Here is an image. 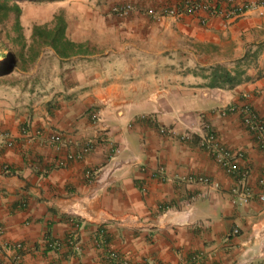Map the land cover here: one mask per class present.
<instances>
[{
  "label": "crops",
  "instance_id": "obj_1",
  "mask_svg": "<svg viewBox=\"0 0 264 264\" xmlns=\"http://www.w3.org/2000/svg\"><path fill=\"white\" fill-rule=\"evenodd\" d=\"M128 1L158 8L182 0ZM260 1L235 0L255 6L233 21L201 13L205 24L194 14L120 18L71 3L66 37L83 50L60 57L42 48L32 68L16 65L0 80V132L13 140L0 143L2 264L16 252V264H264V202L234 203L233 178L198 145L209 127L243 151L239 167L257 192L264 150L224 109L246 103L264 120ZM215 67L239 81L210 86ZM52 132L62 142H49ZM87 140L91 151L67 158ZM159 166L165 180L151 176ZM189 174L209 183L181 180ZM69 217L79 222L71 245Z\"/></svg>",
  "mask_w": 264,
  "mask_h": 264
},
{
  "label": "built area",
  "instance_id": "obj_2",
  "mask_svg": "<svg viewBox=\"0 0 264 264\" xmlns=\"http://www.w3.org/2000/svg\"><path fill=\"white\" fill-rule=\"evenodd\" d=\"M258 6L264 8V1L257 3ZM255 5L240 2L236 3L235 0H182L177 5L174 6H159L158 8L154 7H142L137 6L131 2H125L116 6H113L111 13L117 17L123 18L129 16L132 12L145 13L146 15L159 18L161 16H175L180 17L184 14H194L198 15L199 21L202 24H205L207 19L201 15V13H206L210 16H220L225 21H233L244 14L247 10L253 8ZM238 113L241 116V122L245 129L252 135L253 141L256 144V147L260 150H264V120L262 117L254 111L248 104L244 103L242 105H230L225 107L224 113ZM90 120L92 122L98 121L97 112L89 113ZM208 128V129H207ZM206 133L198 141L200 148L207 151L211 156L212 160L226 173L231 176L234 181V186L231 189L233 196V202L236 204L247 203L250 199L257 197L260 202H264V170L257 180V192L254 193L251 187H248L245 183V178L247 177V171H242L239 167V160L244 157L243 151L233 150L224 146L216 133L207 127ZM159 132L166 135H174L172 130L165 127H160ZM21 133L26 135L28 133V126H23L21 128ZM181 139L187 138V136H181ZM62 135L57 132H52L48 141L54 144H59L62 142ZM0 143H5L7 145H12L13 140L6 135L5 133L0 132ZM93 149V142L87 140L83 142L81 150L77 154H70L67 158L70 160L79 159L84 154L88 153ZM59 166H64L66 161L62 158L57 160ZM86 178L90 179L92 177V172L90 170L85 172ZM152 177H157L161 180H165L166 176L164 173V167L159 166L151 173ZM188 182L189 184L202 183L208 184L209 178L201 174H189L186 177L181 178ZM238 229H234L233 233L236 234ZM76 232L68 239L69 243H73L76 239ZM49 242V240H47ZM49 246L55 245V243H48ZM11 248L14 250H19L21 245L16 243L12 244ZM111 258H115V253H110ZM20 255L16 252L13 255V260L11 264H16L19 260ZM119 264H130L127 260H118ZM0 264L2 261L0 260Z\"/></svg>",
  "mask_w": 264,
  "mask_h": 264
},
{
  "label": "rangeland",
  "instance_id": "obj_3",
  "mask_svg": "<svg viewBox=\"0 0 264 264\" xmlns=\"http://www.w3.org/2000/svg\"><path fill=\"white\" fill-rule=\"evenodd\" d=\"M73 1L76 0H5L7 5L17 4L21 11L18 15L10 12L5 18L0 15V56L5 53V48L8 51H12L16 55V65L20 68L21 58L19 54L23 53L26 55L27 53V46L31 43L32 26L35 24H48L51 26L56 13L61 12L63 14L67 23V31L69 32L70 9ZM77 1L79 2L78 6L82 5L84 9H88V6L93 10H100L102 6H105L109 11H111L113 6L129 2L128 0ZM102 14H105V12ZM30 68L32 66L28 65L27 70ZM2 79L4 78H0V80Z\"/></svg>",
  "mask_w": 264,
  "mask_h": 264
},
{
  "label": "trees",
  "instance_id": "obj_4",
  "mask_svg": "<svg viewBox=\"0 0 264 264\" xmlns=\"http://www.w3.org/2000/svg\"><path fill=\"white\" fill-rule=\"evenodd\" d=\"M20 11L21 9L17 4L7 5L5 3V0H0V15L2 18H5L10 12L18 15ZM66 28L67 23L61 12L54 15L51 26H49L48 24L33 25L32 33L30 35L31 43L27 46V53L26 55L23 53L19 54L21 58L20 69L26 71L28 65L33 66L42 48L44 47L52 48L60 57H69L70 55H75L79 51H82V44L72 42L66 37ZM4 50L5 53L0 56V58L2 59L0 61V78H3L5 75L10 73L11 70H13L8 69L7 58L15 59L16 56L15 53H13L12 51H8V49L5 48ZM213 71L214 73L212 75V79L209 82L210 86L217 85L218 80L221 79L223 80V82H227L229 85L237 83L240 79L237 78V73L236 75L230 76L229 73L224 71V75H222V70L220 67H215ZM68 219H70L71 225L72 227H74V230L67 235V241L74 232H77V227L79 226L78 220H75L71 217H69ZM49 242L51 241L49 240ZM68 244L71 245V243Z\"/></svg>",
  "mask_w": 264,
  "mask_h": 264
},
{
  "label": "water",
  "instance_id": "obj_5",
  "mask_svg": "<svg viewBox=\"0 0 264 264\" xmlns=\"http://www.w3.org/2000/svg\"><path fill=\"white\" fill-rule=\"evenodd\" d=\"M7 62H8V69H14L16 67V62L14 58H7Z\"/></svg>",
  "mask_w": 264,
  "mask_h": 264
}]
</instances>
